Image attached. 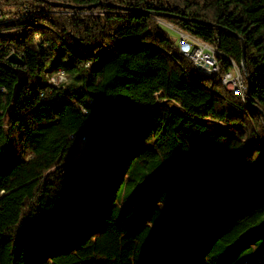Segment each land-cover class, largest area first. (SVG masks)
<instances>
[{
	"label": "trees",
	"instance_id": "trees-1",
	"mask_svg": "<svg viewBox=\"0 0 264 264\" xmlns=\"http://www.w3.org/2000/svg\"><path fill=\"white\" fill-rule=\"evenodd\" d=\"M0 264H264V0H0Z\"/></svg>",
	"mask_w": 264,
	"mask_h": 264
},
{
	"label": "built area",
	"instance_id": "built-area-1",
	"mask_svg": "<svg viewBox=\"0 0 264 264\" xmlns=\"http://www.w3.org/2000/svg\"><path fill=\"white\" fill-rule=\"evenodd\" d=\"M176 43L178 49L188 52V59H191V62H193L196 68H207L209 69L210 75H215L219 72L220 66L218 57L222 55L216 46L205 43L181 30ZM230 63L231 68L224 73L221 82L223 85L236 86V88L239 89V92L245 94L242 64L241 66H238L231 60ZM50 80L58 85L65 80V72L63 70H58L50 77Z\"/></svg>",
	"mask_w": 264,
	"mask_h": 264
},
{
	"label": "water",
	"instance_id": "water-1",
	"mask_svg": "<svg viewBox=\"0 0 264 264\" xmlns=\"http://www.w3.org/2000/svg\"><path fill=\"white\" fill-rule=\"evenodd\" d=\"M53 6L56 7H62V8H72L69 5L66 4H62V3H51ZM9 62H11L12 64L18 65V67L15 69V73L17 75V82L15 83L14 89L16 91H18L22 85L26 82L27 80V73L26 71L22 70L19 65L21 64V59L19 57H17L15 54H11L8 58ZM245 46L244 43L242 42V65L243 67H245ZM249 89H250V84L249 81L247 83V87H246V92L247 94L249 93Z\"/></svg>",
	"mask_w": 264,
	"mask_h": 264
},
{
	"label": "rangeland",
	"instance_id": "rangeland-1",
	"mask_svg": "<svg viewBox=\"0 0 264 264\" xmlns=\"http://www.w3.org/2000/svg\"><path fill=\"white\" fill-rule=\"evenodd\" d=\"M161 27L168 33L169 37L174 41L177 42L178 40V36L180 34V30L176 27H172L170 26L166 21L163 20H159ZM236 91V90H235ZM167 106L171 109L177 110L179 111L180 108L178 107V105H176L175 103L171 102L169 104H167ZM141 111L144 112V106H141ZM84 141H80L78 144L80 146L83 145Z\"/></svg>",
	"mask_w": 264,
	"mask_h": 264
},
{
	"label": "bare ground",
	"instance_id": "bare-ground-1",
	"mask_svg": "<svg viewBox=\"0 0 264 264\" xmlns=\"http://www.w3.org/2000/svg\"><path fill=\"white\" fill-rule=\"evenodd\" d=\"M179 52H180L183 56H185V57L188 58V52H185L184 50H181V49H179ZM190 60H191V59H190ZM197 69H198L199 71L205 73V74L210 75V74H209V69H207V68H197ZM225 86H226L230 91H232L235 95L242 97V99L244 100V94L241 93V92H239V89L236 88V86H233V85H225ZM235 90H236V91H235Z\"/></svg>",
	"mask_w": 264,
	"mask_h": 264
}]
</instances>
